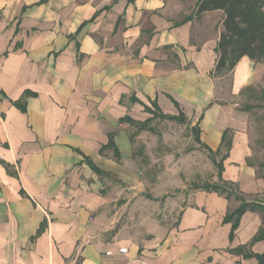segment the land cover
Returning <instances> with one entry per match:
<instances>
[{
  "label": "crops",
  "instance_id": "crops-1",
  "mask_svg": "<svg viewBox=\"0 0 264 264\" xmlns=\"http://www.w3.org/2000/svg\"><path fill=\"white\" fill-rule=\"evenodd\" d=\"M39 2L0 0V264H257L230 250L264 251V240L250 245L262 212L246 211L230 240L223 219L240 202L192 188L166 198L172 213L161 219L138 174L154 149L142 157L135 149L151 132L120 122L150 118L143 105L167 116L180 110L212 152L229 130L221 179L264 208L238 103L263 83L264 65L242 57L214 75L223 13L196 15L198 0ZM110 134L117 158L103 148ZM85 159L111 176H97ZM131 199L134 225L120 221Z\"/></svg>",
  "mask_w": 264,
  "mask_h": 264
},
{
  "label": "rangeland",
  "instance_id": "rangeland-1",
  "mask_svg": "<svg viewBox=\"0 0 264 264\" xmlns=\"http://www.w3.org/2000/svg\"><path fill=\"white\" fill-rule=\"evenodd\" d=\"M224 86L230 84V77L224 80ZM239 109L246 113L248 119L249 139L252 147V153L248 163L256 168L257 174L264 179V81L256 87H246L240 94L238 100ZM185 120V119H184ZM154 133L141 136L136 142V151L145 154V148L153 152L154 163L149 157L143 155L139 165V178L143 185L142 195L160 202L156 213H160L161 219L165 220L161 214L168 215L172 213L170 208L165 209V199L173 198L183 192L193 191V186H205L206 184H216L217 168L212 164L209 154L200 147H195L194 141L195 128L189 127L186 120L183 124L176 121L164 119H154L149 123ZM146 146V147H145ZM199 151V153H197ZM193 156V161H187L185 155ZM169 156L168 163L165 161ZM220 160V155L216 156ZM114 184L116 181L111 178ZM128 193L130 191H124ZM125 201L116 202L117 210L122 207ZM127 205L120 211V221L132 224L136 219L128 215L135 210L134 199L127 200ZM115 203H112L113 206ZM137 208V207H136ZM152 210V209H150ZM154 210V209H153ZM155 213V214H156ZM174 219H177L175 215ZM134 225V224H132Z\"/></svg>",
  "mask_w": 264,
  "mask_h": 264
},
{
  "label": "trees",
  "instance_id": "trees-1",
  "mask_svg": "<svg viewBox=\"0 0 264 264\" xmlns=\"http://www.w3.org/2000/svg\"><path fill=\"white\" fill-rule=\"evenodd\" d=\"M48 0H40L39 3H45ZM132 2L134 0H127ZM221 11L223 13L222 31L215 52L217 54L214 75L224 76L231 72L238 61L242 57H247L255 64L264 65V0H198L195 14L200 15L205 12ZM97 15V14H95ZM94 15V17H95ZM93 19V18H92ZM184 20L183 22H186ZM132 103L138 102L132 98ZM152 109L143 105L144 112L150 115V118L142 123L134 122L129 118L120 119V122H127L136 126V133L141 131L154 130L149 123L154 119H164L168 121H176L180 124L184 123V115L178 110L177 116L163 115L155 103L151 104ZM176 105V104H175ZM177 107V105H176ZM178 108V107H177ZM194 141L204 149L210 157L212 164L217 168L218 182L216 184H206L205 186H193V189H201L204 191L215 192L225 195L226 198L234 196L240 202L239 207L226 214L223 219L224 223L232 222L229 239L231 240L234 231L237 228L240 217L248 210L254 211L259 209L264 218V208L258 205L247 203L241 196L235 192V185L221 179L222 163L228 157L231 149L232 133L229 130L224 131L221 139V146L216 152H212L204 145L200 144L198 131L194 128ZM133 140V136L130 137ZM103 148H111L114 150V156L117 158L119 154L114 148L113 136H108V143ZM142 157L141 152L136 154ZM220 155V160H216V156ZM88 167L99 177H110L111 175L98 169L89 159H85ZM264 240V221L262 227L252 238L250 245ZM234 255H241L243 258H254L257 264H264V251L260 254L250 252L246 246L238 247L230 250Z\"/></svg>",
  "mask_w": 264,
  "mask_h": 264
},
{
  "label": "built area",
  "instance_id": "built-area-1",
  "mask_svg": "<svg viewBox=\"0 0 264 264\" xmlns=\"http://www.w3.org/2000/svg\"><path fill=\"white\" fill-rule=\"evenodd\" d=\"M126 252V250L125 249H120L119 250V253H125ZM109 254V253H108Z\"/></svg>",
  "mask_w": 264,
  "mask_h": 264
}]
</instances>
